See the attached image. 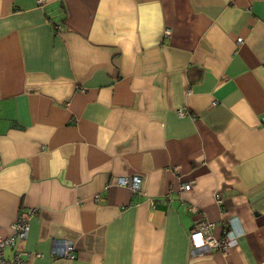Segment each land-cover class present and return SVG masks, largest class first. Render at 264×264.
<instances>
[{
	"label": "crops",
	"instance_id": "obj_1",
	"mask_svg": "<svg viewBox=\"0 0 264 264\" xmlns=\"http://www.w3.org/2000/svg\"><path fill=\"white\" fill-rule=\"evenodd\" d=\"M262 116L264 0H0L1 233L29 223L4 256L264 264Z\"/></svg>",
	"mask_w": 264,
	"mask_h": 264
},
{
	"label": "built area",
	"instance_id": "obj_2",
	"mask_svg": "<svg viewBox=\"0 0 264 264\" xmlns=\"http://www.w3.org/2000/svg\"><path fill=\"white\" fill-rule=\"evenodd\" d=\"M169 32L168 29L166 31ZM238 41H241V38H238ZM178 113L182 115L184 112L182 110H178ZM264 125V116L261 119ZM115 183L117 185L127 187L132 192H140L141 191V180L139 176H127L122 175L115 178ZM190 185L184 183L180 186L182 190H188ZM218 203L221 202V198H218ZM35 210H31L30 213ZM215 226L214 222L210 221H200L194 225V227L189 232V242L190 246L193 250H202V249H220L224 254H227L231 247L236 244L237 237L240 233L235 232L233 229H225L223 234L220 237H217L212 234L211 230ZM29 230V223L27 218L19 214L17 218L10 224V233L4 236L1 233L0 227V264H25V260L23 259V252L14 251L13 256L11 258H6L4 256L5 249L9 246L15 244L16 240L24 239L27 236ZM59 248V250H58ZM55 255H59L61 257L74 258L75 254L73 253L72 244L63 239L58 245L55 247Z\"/></svg>",
	"mask_w": 264,
	"mask_h": 264
}]
</instances>
